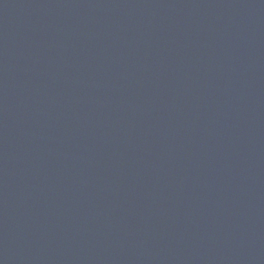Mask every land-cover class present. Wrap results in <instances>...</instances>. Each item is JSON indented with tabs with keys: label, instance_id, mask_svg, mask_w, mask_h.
Segmentation results:
<instances>
[{
	"label": "water",
	"instance_id": "95a60500",
	"mask_svg": "<svg viewBox=\"0 0 264 264\" xmlns=\"http://www.w3.org/2000/svg\"><path fill=\"white\" fill-rule=\"evenodd\" d=\"M264 90V0H0V264H174Z\"/></svg>",
	"mask_w": 264,
	"mask_h": 264
}]
</instances>
